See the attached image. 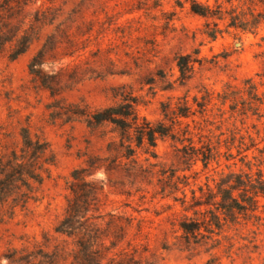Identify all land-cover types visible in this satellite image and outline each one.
Returning <instances> with one entry per match:
<instances>
[{"label": "rangeland", "instance_id": "rangeland-1", "mask_svg": "<svg viewBox=\"0 0 264 264\" xmlns=\"http://www.w3.org/2000/svg\"><path fill=\"white\" fill-rule=\"evenodd\" d=\"M194 1L213 15L193 13L190 0H0L10 40L0 48V158L26 131L54 160L23 209L0 206V264H264V196L255 193L264 185V0ZM24 34L30 42L12 59ZM43 45L49 88L28 68ZM180 55L195 60L185 82ZM123 97L174 138L125 158L112 125L87 126L79 113ZM177 106L191 114L176 118ZM74 171L101 190L67 236L54 228ZM225 180L241 186L232 196L244 211L213 204Z\"/></svg>", "mask_w": 264, "mask_h": 264}, {"label": "trees", "instance_id": "trees-1", "mask_svg": "<svg viewBox=\"0 0 264 264\" xmlns=\"http://www.w3.org/2000/svg\"><path fill=\"white\" fill-rule=\"evenodd\" d=\"M189 7L193 13L202 17L213 15L209 7L194 0H190ZM233 21H235L234 18L231 19V25H234L235 22ZM25 34L19 37L17 48L11 56L12 59L23 53L26 45L30 42ZM209 35L213 38L215 37L214 32ZM6 41L10 40L4 39L0 34V48ZM44 49L45 45L32 56L28 68L29 73L39 82L41 87L49 88L48 77L40 70L41 65L44 63ZM193 63H195V60H192L190 55H180L177 57L176 65L182 82L190 78ZM134 105V98L123 97L121 102L116 105L79 113L85 117L87 126L112 125L119 133V146L123 150L122 156L131 158L135 154V148H140L144 144L150 148L155 147L158 137L169 136L174 138L171 127L165 126L161 122L152 124L145 118L140 119L135 112ZM173 114L176 118H186L191 114L190 107L177 106ZM21 139V146L18 151L12 150L5 159L0 158V206L8 204L10 211H13L16 207L23 209L26 206L27 202L32 198V184H40L42 181L41 169L44 165L53 164L54 161L52 153L45 142L39 139L32 140L26 131L22 132ZM204 147V151L200 152V160L206 166L212 159L213 153L212 148L209 146ZM72 178L74 180L71 188L72 198L68 199L65 215L54 228L56 233L67 236L75 235L79 231L80 226L83 225V222L89 219L87 213L91 204L90 201L101 190V187L96 182L85 181L78 171L72 173ZM239 187L241 186L235 180L230 184L226 180L217 184V194L220 195V200L213 204L217 206L221 214L228 215L235 211H244L246 209L245 206L241 205L232 196L233 191L238 190ZM242 187L245 190V186ZM255 189L256 194L260 193L264 196V185L258 186ZM251 201V203H255L254 197L251 198ZM214 217L213 223L217 227L219 217L217 214ZM180 227L187 233L198 229L197 225L194 226V224L185 222H182Z\"/></svg>", "mask_w": 264, "mask_h": 264}]
</instances>
